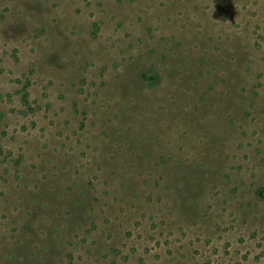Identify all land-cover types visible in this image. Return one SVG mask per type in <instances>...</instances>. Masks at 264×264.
<instances>
[{"label": "rangeland", "instance_id": "obj_1", "mask_svg": "<svg viewBox=\"0 0 264 264\" xmlns=\"http://www.w3.org/2000/svg\"><path fill=\"white\" fill-rule=\"evenodd\" d=\"M260 189L264 0H0V264H264Z\"/></svg>", "mask_w": 264, "mask_h": 264}, {"label": "trees", "instance_id": "obj_2", "mask_svg": "<svg viewBox=\"0 0 264 264\" xmlns=\"http://www.w3.org/2000/svg\"><path fill=\"white\" fill-rule=\"evenodd\" d=\"M145 80H153V77L150 78L149 76H146V77H145ZM22 100H23V102L25 103V105H29V96H28V92L24 91V92L22 93ZM259 194H260L261 196H263V195H264V190H263V189H260V190H259Z\"/></svg>", "mask_w": 264, "mask_h": 264}]
</instances>
